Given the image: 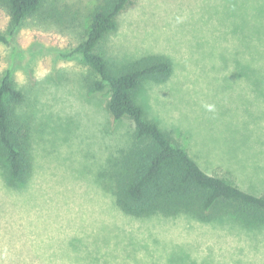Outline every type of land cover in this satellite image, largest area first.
<instances>
[{"label":"rangeland","instance_id":"1","mask_svg":"<svg viewBox=\"0 0 264 264\" xmlns=\"http://www.w3.org/2000/svg\"><path fill=\"white\" fill-rule=\"evenodd\" d=\"M94 5L44 0L15 30L0 9V34L12 33L0 77L10 71L23 94L33 158L24 186L0 168V264H264V228L137 220L114 205L101 173L134 126L113 123L103 94H87L96 76L70 56ZM102 53L167 57L172 75L140 95L147 117L206 173L264 193V0H134Z\"/></svg>","mask_w":264,"mask_h":264},{"label":"trees","instance_id":"2","mask_svg":"<svg viewBox=\"0 0 264 264\" xmlns=\"http://www.w3.org/2000/svg\"><path fill=\"white\" fill-rule=\"evenodd\" d=\"M133 2L95 0L84 35L70 54L80 56L96 76L87 94H103L114 124L126 118L134 126L129 146L107 159L102 186L117 209L133 219L186 216L204 224L230 222L242 230L264 228V193L246 192L227 178L206 173L169 132L147 117L140 95L145 85L172 75V62L148 55L119 64L102 53V44L118 29V17ZM43 8L44 0H0L12 30ZM11 35L0 34V42L9 43ZM22 102L23 94L7 71L0 77V168L18 186L28 182L33 163L31 117H20L17 111Z\"/></svg>","mask_w":264,"mask_h":264}]
</instances>
